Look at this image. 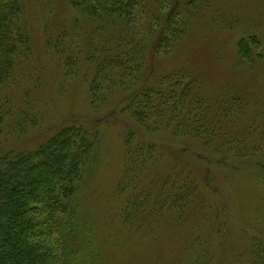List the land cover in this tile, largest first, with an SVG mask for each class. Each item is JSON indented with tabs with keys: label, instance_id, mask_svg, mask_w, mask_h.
<instances>
[{
	"label": "rangeland",
	"instance_id": "1",
	"mask_svg": "<svg viewBox=\"0 0 264 264\" xmlns=\"http://www.w3.org/2000/svg\"><path fill=\"white\" fill-rule=\"evenodd\" d=\"M201 3L192 8L187 34L170 56L151 57L154 62L137 87L100 92L97 101L83 79L62 85L61 69L45 53L43 16L35 10L29 16L35 24L38 81L35 85L27 79L6 95L26 107L25 93H30L35 107L31 116L39 118V125L29 124L20 134L11 122L2 129L0 154L36 149L60 126L76 123L93 129L100 122L99 140L70 201L83 243L81 264H250L256 248L264 250V0ZM243 40L260 42L252 61L238 51ZM178 73L195 83L208 108L202 120L207 118L210 145L239 138L240 147L203 149V143L189 136L136 128L129 113L139 91L165 74ZM133 129L161 153L152 168L132 170L121 183L125 136ZM222 158L229 163H217Z\"/></svg>",
	"mask_w": 264,
	"mask_h": 264
},
{
	"label": "trees",
	"instance_id": "2",
	"mask_svg": "<svg viewBox=\"0 0 264 264\" xmlns=\"http://www.w3.org/2000/svg\"><path fill=\"white\" fill-rule=\"evenodd\" d=\"M204 1L0 0V135L11 122L20 134L29 124L39 125V118L31 116L35 107L30 93H25L26 107L22 100L18 103L6 95V90L27 79L35 85L38 81L33 68L35 24L29 20L35 11L43 16L45 53L61 69L62 85L71 83L69 79H83L90 97L97 101L100 92L137 87L151 57L172 54L187 34L192 8ZM67 11L72 12L70 17L58 19ZM259 46V41L243 40L238 51L252 61L253 48ZM195 86L185 73L163 75L133 99L131 122L147 134L162 128L176 138L189 136L203 143L202 148L231 151L240 147L239 138L226 145L207 141V118H202L208 108L199 100ZM99 124L93 129L76 123L60 126L36 149L0 154V264H81L78 253L83 243L70 201L99 140ZM125 146L126 171L121 183L132 170L139 173L152 168L153 158L161 153L135 129L125 136ZM223 159L217 163H229ZM62 228L69 230L61 232ZM256 249L250 264H264V250Z\"/></svg>",
	"mask_w": 264,
	"mask_h": 264
}]
</instances>
